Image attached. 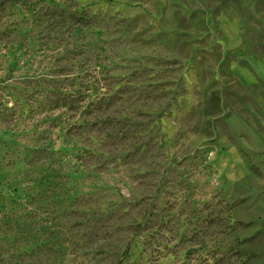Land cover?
Returning <instances> with one entry per match:
<instances>
[{
    "label": "rangeland",
    "instance_id": "374dc122",
    "mask_svg": "<svg viewBox=\"0 0 264 264\" xmlns=\"http://www.w3.org/2000/svg\"><path fill=\"white\" fill-rule=\"evenodd\" d=\"M0 264H264V0H0Z\"/></svg>",
    "mask_w": 264,
    "mask_h": 264
},
{
    "label": "crops",
    "instance_id": "0c3cea01",
    "mask_svg": "<svg viewBox=\"0 0 264 264\" xmlns=\"http://www.w3.org/2000/svg\"><path fill=\"white\" fill-rule=\"evenodd\" d=\"M165 28L168 29L167 26H165Z\"/></svg>",
    "mask_w": 264,
    "mask_h": 264
}]
</instances>
